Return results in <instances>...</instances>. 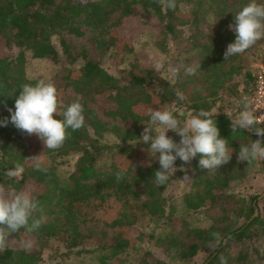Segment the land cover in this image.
I'll return each instance as SVG.
<instances>
[{"label": "trees", "instance_id": "trees-1", "mask_svg": "<svg viewBox=\"0 0 264 264\" xmlns=\"http://www.w3.org/2000/svg\"><path fill=\"white\" fill-rule=\"evenodd\" d=\"M248 3L249 0H176V9L171 10L161 6L159 0H0V40L8 51H17L0 56V120L11 119L8 109L15 111L22 85L39 81L27 76V52L33 59L52 63H58L60 55L69 64L81 61L79 68H65L46 82L57 88L61 112L76 101L85 109L84 127L69 129L70 138L60 149H46L38 137L42 147L35 157L77 155L73 171L64 179L58 176L55 166L40 162L41 169L37 170L33 161L26 160L31 158L26 133L11 123L0 126V184L30 193L42 209L36 217L43 219L37 231L21 230L10 236L7 251L0 253V264H39L50 242L61 243L69 252L95 253L97 264H123L119 262L122 255L135 248L130 234L138 220L169 216L163 192L170 181L156 185L154 173L160 169L159 162L142 158L149 145L139 138L150 118L146 109L156 106L163 110L174 102L192 116L200 110L209 111L217 121L221 138L228 140L233 150L232 160L216 174L208 175L206 169L200 168L199 155L191 165L185 164L191 180L183 195L184 209H215L227 201L233 205L221 208L222 214L207 228H190L184 221L180 225L168 223L169 230L152 242L165 259L150 261V251H144L137 264H173L172 254L177 264H188L200 252L207 253L202 264H220L221 255L227 264H264V207L261 209L256 201L259 196L245 201L227 193L232 182L247 178L259 164L260 160L248 166L237 157L241 144L260 137L251 130L232 129L231 120L238 115V108L227 114L217 106L219 92L233 91L234 76L252 82L248 91L244 89L242 99L252 94L253 76L245 70L243 61L263 40L243 54L228 60L224 57L226 46L236 38L228 25ZM181 5L190 10L183 13ZM134 8L150 13L151 21L143 26L153 27L158 51L166 53L169 45L172 48L176 57L172 63L178 70L172 83L145 66L123 38L124 27L136 21ZM54 36L60 51L52 43ZM75 39L81 42L75 44ZM91 46L101 53L121 47L125 51L120 56L121 64L131 56L127 68L118 76L110 74L92 57ZM260 63L264 67V48ZM189 66L197 68L194 75L185 74ZM177 91L184 94L183 101L177 99ZM54 119L62 121L63 116L54 114ZM109 135L115 143L103 142ZM104 152L110 156L107 166L98 164ZM17 164L25 170L19 179L10 180L5 173ZM120 172L124 179L117 182ZM109 201L117 206L110 207L102 220L97 219L96 209ZM255 207L258 215L250 220ZM234 218H243L244 222L235 226ZM212 233H220L221 244L215 243ZM135 240H142L140 232ZM25 242H30L31 247L25 249Z\"/></svg>", "mask_w": 264, "mask_h": 264}, {"label": "clouds", "instance_id": "clouds-1", "mask_svg": "<svg viewBox=\"0 0 264 264\" xmlns=\"http://www.w3.org/2000/svg\"><path fill=\"white\" fill-rule=\"evenodd\" d=\"M159 3L171 10H175L177 6L176 0H159ZM228 28L236 38L227 46L225 60L245 53L264 40V3L249 0L248 4L234 14V22L229 24ZM171 71L173 77L178 75V70ZM196 71L195 66H189L185 69V74L194 75ZM169 82L172 83V80ZM176 96L180 101L185 99L182 92L177 91ZM61 107L59 92L53 83L41 79L35 84H24L16 99L15 111L8 109L11 119L0 120V126L7 127L11 123L23 133L38 136L46 149L58 150L70 138L69 129L77 131L85 125V109L79 101L71 103L63 112ZM239 107L241 110L238 115L231 120L232 129L251 130L260 137L249 144H241L238 153V161L247 162L248 166H251L259 160H264V114L257 115L259 102L251 97H244ZM54 114L63 116V120L54 119ZM169 131L181 137L179 143L168 137ZM139 139L143 144L149 145L148 152L151 157L158 159L160 169L154 173L157 186L165 185L170 176L178 170L177 159L191 165L199 155L200 168L206 169L208 175H212L216 174L221 166L227 165L233 156L228 140L221 138L217 121L205 110H200L198 114L183 121L173 110H151L149 121ZM26 160L33 161L37 170L41 169V156ZM24 170L22 165L17 164L5 175L10 180L19 179ZM179 170L185 172L181 182L191 180L187 174L188 169ZM123 179L124 173H117V182ZM41 211L39 203L30 193L17 192L0 184V253L7 251L12 234L20 233L21 230L32 233L42 226L43 219L36 217V213ZM211 235L217 245L221 244L220 233ZM24 247L30 248L31 243L25 242ZM219 261L220 264H227L223 255L219 257Z\"/></svg>", "mask_w": 264, "mask_h": 264}, {"label": "rangeland", "instance_id": "rangeland-1", "mask_svg": "<svg viewBox=\"0 0 264 264\" xmlns=\"http://www.w3.org/2000/svg\"><path fill=\"white\" fill-rule=\"evenodd\" d=\"M260 1L264 2V0ZM180 10L183 13L188 12L190 7L187 5H181ZM133 14L136 18V21L130 22L126 25V27H124L122 30L123 38L129 42L134 50V53L138 55L141 62L145 66L152 68L165 81L169 82L171 79L173 82L175 76L173 77L171 70H174L175 67L173 66L172 61L176 57L173 54L172 48L169 45L168 51L166 53H161L155 47L154 43L156 34L153 30V27L143 26V24L151 21L149 20V17H151L149 12L140 8H134ZM183 31L187 35V30L183 29ZM66 38L72 37L66 36ZM80 42L81 41L76 39L74 40L75 44ZM52 43L59 51L61 50L56 36L52 38ZM263 48L264 40L263 43L257 47V49L245 55L243 65L245 70L248 71L252 76L256 74L258 66L261 64V52ZM16 52L17 51L15 50L11 52L8 51L4 47L3 42L0 40V56L10 55ZM119 52L121 53L120 55ZM90 53L94 59L99 61L105 70L115 76H118L121 70L127 68L129 59H131V56H128L126 59H123L122 64L120 63V56L125 53L121 47H118V49L113 48L105 53H101L96 51V49L91 46ZM60 56L61 60L58 63H52L48 60L33 59L31 54L27 52L25 56V68L27 76L30 79H43L45 81H51L63 69L79 68L82 65L81 61H78L75 64H69L63 55ZM233 79V91L219 92L220 99L217 102L218 108L220 107V110L227 114L233 113L237 108L239 111L241 110L239 105L242 101V95L245 91L244 89H247L248 91L252 83L251 80L249 81L247 78L244 79L243 76H234ZM160 108L161 107L154 106L151 108L148 107L146 110L149 114L151 110H158ZM163 110H173L174 114L182 121L190 119L192 116V114L188 112L186 108L174 103L167 105L166 107L164 106ZM217 110H214V112ZM167 135L177 143H179L181 139L178 134L172 131H169ZM24 139L26 145L28 146L31 157H35L36 155L40 154L42 145L38 141V136L35 134H26ZM103 142L106 144H112L115 143L116 140L114 137L109 135L104 138ZM148 151L143 150L142 158L144 160H158L154 159V157H151ZM158 155L159 154H157V156ZM76 160L77 155H70L61 158L58 156H48L41 157L40 162H43L46 165L55 166L58 176L61 179H64L70 174L71 171H73ZM109 162L110 156L108 152H104L98 160V164L101 166H107ZM176 168L178 170L175 172V174L173 173L170 176V183L163 192V197L166 200V214L169 215V220L167 221L166 219L168 217L160 220H151L148 217L140 218L136 224V229L132 230L130 234L131 244H133L135 248L122 255V260H119V262L123 261V264H137L144 251H150V261L155 262L158 259H165L159 250L152 247V242L156 237L164 234V231L169 230L167 226L168 223H173L174 221L175 224L180 225L182 221H184L190 228H207L212 224L214 219L222 214L221 208H229L231 205H233V202L227 201L215 209H202L196 212L186 211L184 209L182 200L183 195L188 188L189 181H180L183 180L181 174L185 172L179 170L181 168H186V166L181 160L177 159ZM227 193L234 199L241 198L245 201H248L251 197L257 195L260 197V199H257L256 201L260 203L259 207L262 209L264 207V204L262 203L264 201V160H260L257 167L251 171L247 178L238 182H232L228 187ZM116 206L117 205L115 203L109 201V203L104 207L96 209L94 213L95 217L102 220L104 213L107 210H110V207ZM255 209L258 211L257 207H255L254 210ZM254 210L252 215L249 217L250 219L254 215ZM233 220L234 224H236L235 226H239L244 222L243 218H234ZM138 232L142 234V240L136 242L135 237L138 235ZM151 236L152 239H150ZM206 257L207 253L200 252L194 258L190 259L188 264H202L206 260ZM170 261L173 264H177V258L174 254L171 255ZM39 264H97V257L95 253H79L74 251L69 252L61 243L50 242L47 248L42 252V258Z\"/></svg>", "mask_w": 264, "mask_h": 264}, {"label": "built area", "instance_id": "built-area-1", "mask_svg": "<svg viewBox=\"0 0 264 264\" xmlns=\"http://www.w3.org/2000/svg\"><path fill=\"white\" fill-rule=\"evenodd\" d=\"M253 89L251 98L259 102L257 115L264 114V67L262 64L258 66L256 74L253 75Z\"/></svg>", "mask_w": 264, "mask_h": 264}, {"label": "water", "instance_id": "water-1", "mask_svg": "<svg viewBox=\"0 0 264 264\" xmlns=\"http://www.w3.org/2000/svg\"><path fill=\"white\" fill-rule=\"evenodd\" d=\"M258 199H260V197H259ZM257 215H258V211H257V209H255V210H254V215H253L252 218H255ZM252 218H251V219H252ZM251 219H250V220H251ZM250 220H249L248 222H250Z\"/></svg>", "mask_w": 264, "mask_h": 264}]
</instances>
